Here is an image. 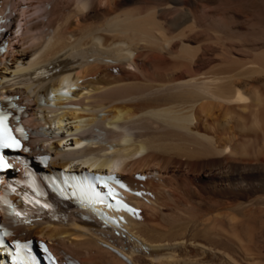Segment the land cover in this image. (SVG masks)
I'll list each match as a JSON object with an SVG mask.
<instances>
[{
  "label": "bare ground",
  "instance_id": "bare-ground-1",
  "mask_svg": "<svg viewBox=\"0 0 264 264\" xmlns=\"http://www.w3.org/2000/svg\"><path fill=\"white\" fill-rule=\"evenodd\" d=\"M3 95L0 264H264V0H0Z\"/></svg>",
  "mask_w": 264,
  "mask_h": 264
},
{
  "label": "snow or ice",
  "instance_id": "snow-or-ice-1",
  "mask_svg": "<svg viewBox=\"0 0 264 264\" xmlns=\"http://www.w3.org/2000/svg\"><path fill=\"white\" fill-rule=\"evenodd\" d=\"M6 119L7 117L0 115V146L10 148L14 146L15 142L12 141L11 137L7 134L8 130L4 123ZM0 166H7L3 163L2 157H0Z\"/></svg>",
  "mask_w": 264,
  "mask_h": 264
}]
</instances>
